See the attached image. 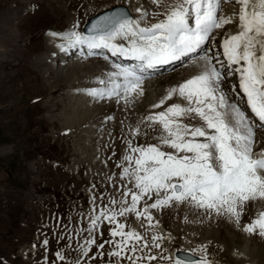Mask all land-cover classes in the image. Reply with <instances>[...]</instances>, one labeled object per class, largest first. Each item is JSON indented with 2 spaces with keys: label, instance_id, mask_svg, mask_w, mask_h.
<instances>
[{
  "label": "snow or ice",
  "instance_id": "6c2138e0",
  "mask_svg": "<svg viewBox=\"0 0 264 264\" xmlns=\"http://www.w3.org/2000/svg\"><path fill=\"white\" fill-rule=\"evenodd\" d=\"M150 3L157 9L151 13L155 22H148L149 12L143 5H137L134 8L139 13L137 18L126 11L107 14L92 24L88 35L78 31L47 33L66 41L69 47L86 46L88 55H93L95 49H106L112 56L136 62L132 66L113 63L114 71L107 73L108 79L98 80L103 87L86 91L99 100L116 98L117 102L122 99L131 104L137 96L144 95L143 84L150 70L184 61L186 57L197 69L190 78L166 89L152 108H161L173 97L182 103H171L163 111L149 113L131 128L133 137L147 135V130L159 132L154 137L156 144L133 145L126 141L122 159L128 166L122 167L121 179L128 178L135 190L128 189L122 195H130L131 202L124 200L118 212L105 210L91 219L90 238L81 246V256L88 257L93 246L104 249L109 244L113 250L107 256L115 257V264L122 259L129 264L144 261L151 264L158 260V255L150 254V249H161L165 240L174 239L170 233H154L149 242L135 229L125 231L126 225L119 223L117 216L134 214L137 220L144 217L155 228L160 221L153 223L151 209L184 205L209 217H228L239 226L246 207L264 201V149L254 151L256 132L264 130V0H150ZM225 3L239 5L238 13L225 15L222 10ZM236 20L238 30L226 34L219 45L221 59L219 52L212 53L211 47L205 46L214 47L217 30ZM58 47L63 50L65 44ZM198 52L199 55H194ZM229 77L238 80V89L236 85L228 86ZM237 90L246 99L251 116L235 97ZM141 125L145 128L143 133ZM153 194L154 202H145L138 209L140 202L145 197L152 200ZM101 219L114 227L109 230L112 239L98 243L92 233L98 230ZM184 219L189 222L187 216ZM243 230L264 237V210L244 224ZM43 243L46 246L48 241ZM195 254H199L198 259L191 258ZM55 255L61 261L65 259L61 251ZM103 256L100 252L101 259ZM159 259L168 264H212L207 244L188 252L176 249L174 260L171 255L162 254ZM74 264H80L79 260Z\"/></svg>",
  "mask_w": 264,
  "mask_h": 264
},
{
  "label": "rangeland",
  "instance_id": "374dc122",
  "mask_svg": "<svg viewBox=\"0 0 264 264\" xmlns=\"http://www.w3.org/2000/svg\"><path fill=\"white\" fill-rule=\"evenodd\" d=\"M70 1L57 2L58 7L66 9L56 11L53 1L50 8L46 0H0V264H74L77 260L80 264H115L116 258L107 256L113 245L105 244L104 249L93 246L88 257L81 256L80 248L90 238L88 228L94 216L105 210L118 212L122 201L131 202L130 195H122L128 189L135 190L128 178L121 179L122 167L128 166L122 159L126 141L133 145L157 143L154 137L158 131L147 130V135L132 136L131 128L138 122H118L105 130L102 129L105 126L92 124L77 109V96L65 94V84L54 79L53 70H48L53 79L47 82L41 64L32 63L37 54L47 50L45 41L53 38L47 33L81 32L89 17L111 9L93 11L94 3L81 0L84 5L80 1L70 4ZM20 10L24 13L16 15L14 27L19 38L15 40L11 37L10 16ZM48 44L51 50L55 48L54 44ZM60 61L57 60L56 67H62ZM108 111L115 116L119 109ZM141 130L145 131L143 125ZM96 136L104 146L102 154L97 155L88 150L95 145ZM112 200L116 203H111ZM154 200V194L152 200L145 197L138 209ZM150 211L153 223L160 221L158 227H150L144 217L137 220L134 214L117 216V221L126 225L125 231L137 228L149 242L154 233H170L174 237L171 242L165 240L161 249H150V254L158 255V260L151 264H168L159 255H171L174 260L176 249L188 252L201 244H207L212 264H232L222 263L224 251L212 232L219 222L215 215L193 212L184 205ZM250 219L246 221L244 217L241 222L244 225ZM112 227L101 219L92 235L103 243L112 239L109 236ZM250 235L260 249L264 237ZM188 240L192 243L190 247L180 248ZM27 251L30 254L25 259ZM57 251L64 254L63 261L57 259ZM100 252L104 253L102 259ZM92 256L97 259L92 260ZM194 256L199 258V254ZM120 264L129 262L122 259Z\"/></svg>",
  "mask_w": 264,
  "mask_h": 264
},
{
  "label": "bare ground",
  "instance_id": "6f19581e",
  "mask_svg": "<svg viewBox=\"0 0 264 264\" xmlns=\"http://www.w3.org/2000/svg\"><path fill=\"white\" fill-rule=\"evenodd\" d=\"M46 1H48V4L50 3V1L51 2L53 1V4L55 6L54 5L52 6L54 7V9L56 8L55 9L56 11L58 10L61 11L66 9V8H62L61 5L60 7L57 6V2H59L60 0H46ZM79 1L82 2L81 0H71L70 4H74ZM84 1L88 3H94L96 5V9H92L93 11L105 9L107 7H112L114 5H122L126 8V10H128L129 14L133 18H137L139 16V13L135 12L134 8L137 5H143L144 9L149 12V16L147 17L148 22H155V20L151 16V13L153 11H156L157 9L155 8L154 5H151L150 0H84ZM52 6H50L49 4L50 8ZM222 10L225 15L231 16L233 13H238L239 5L235 3H225L222 5ZM122 11L125 10L122 8L113 7L104 13L100 12L98 14H95L94 16L91 17L93 18L91 21H90L91 18L88 20V22L86 23L87 27L83 29V32L81 31V33L86 35L90 34L88 32L89 29L91 28L92 24L96 22L98 19H100L101 17L107 14L118 13ZM22 13H24V10H20L18 11V13L12 12L10 16L11 30H12L11 37L12 38L14 37L15 40H17V38L19 37L15 33L14 25L17 22L16 20L18 14L21 15ZM83 16H85V14ZM237 24H238V20L234 21L232 24L225 25L223 29L217 30V32L215 33L216 35L215 46L212 47L211 45H206L205 48L207 49L208 47H211L212 53L219 52L221 54V59H222L223 58L222 49L219 47V45L222 42V40L225 38L226 34L229 33L234 34L238 30ZM45 42L47 44V50L37 54L33 58L32 63L41 64L40 65L41 68L40 66L38 67L42 72L43 78L47 80V82L49 79L50 80L53 79V77H50L48 73V70L51 68L53 70L54 79H56L58 83L65 84L66 87L65 94L69 93L70 95L77 96V99L74 98V100L76 99L75 104L78 107L77 109L78 110L80 109V113L82 115H85V118L90 120L92 124L94 123L98 127L105 126V128H102L104 130L108 126H111L112 129V126L118 125L116 124L118 122L119 123L139 122L142 119V117L148 115L149 113L163 111L168 104L177 103V102L182 103V101L178 97H173L171 101L166 102V104L161 106V108L159 109L152 108V105L158 103L161 97L165 94L166 89H168L173 84H176L182 80L190 78L197 71L195 67L191 66V61L189 60V58L186 57L184 58V61H176L167 65H163L160 68V70H157L152 74H149L148 75L149 78L146 79L143 84L144 95L142 97L137 96L132 101L131 104H126L125 101L122 99L119 102H117L116 98L104 99L103 101V100L95 99L90 95H87L86 91L91 88L103 87V85H100L98 83V80L108 79L107 73L114 71V69L112 68L113 63L130 66V64L134 63L135 61L121 57L119 55L112 56L111 53L108 52L106 49H95L93 50L94 52L93 55H88L89 50L87 49L86 46L69 47L67 46V42L60 38H47ZM48 43L54 44L55 48L51 50V47L50 48L48 47L49 45ZM60 44H65V48L63 50L60 47H58V45ZM199 54L200 53L198 52L194 55H199ZM104 56H107L108 59L105 60ZM58 59L61 60L60 61L62 65L61 68L56 67V62ZM227 83L229 87L231 85H236L238 89V80L235 77H229ZM234 95L235 97L238 98L240 97L239 102L241 107L247 112L249 116H251L252 114L250 110L247 109L246 99L243 98V94L239 93V91L237 90V93ZM69 98L70 97H68V99ZM75 108L76 107H73V110ZM112 108L119 109V112L115 116H112L111 111H108V109H112ZM109 117H111V119H109ZM89 135L88 137L90 138ZM94 144H93L94 146L90 145L92 147H89L88 149L89 152L96 155L102 154L104 146L102 147L100 145L101 143L99 142L98 136L94 138ZM261 149H264V130H257L254 151L259 152ZM261 210H264V201L252 202L246 207L242 219L245 217V220L247 221V219H250L251 217L255 218ZM218 219L219 222L217 223L216 228H213L214 230L212 232L214 234L215 240H218V242L221 244L223 248L222 251H224L221 257L224 258L222 263L227 262L232 264H247L253 261L255 262V264H264V244L261 246L260 249L258 248L259 246L256 247L253 237L243 230L242 222L240 223L239 226H237L228 217H218ZM188 241L189 242L183 241L184 243L182 242L180 244L181 247L180 246L179 247L184 249L189 248L190 247L189 243H191V241L190 240ZM240 242L242 244H239Z\"/></svg>",
  "mask_w": 264,
  "mask_h": 264
},
{
  "label": "water",
  "instance_id": "95a60500",
  "mask_svg": "<svg viewBox=\"0 0 264 264\" xmlns=\"http://www.w3.org/2000/svg\"><path fill=\"white\" fill-rule=\"evenodd\" d=\"M114 8H122V9H124L127 13H129L127 10H126V8H124V7H121V6H116V7H114ZM109 10V9H108ZM108 10H106V11H108ZM106 11H103V12H101V13H104V12H106ZM93 18H91L90 19V21L92 20ZM89 21V22H90ZM89 24V23H88ZM87 27V25L85 24V26H84V28L83 29H85ZM89 32V31H88ZM192 259H194L193 257H191Z\"/></svg>",
  "mask_w": 264,
  "mask_h": 264
}]
</instances>
